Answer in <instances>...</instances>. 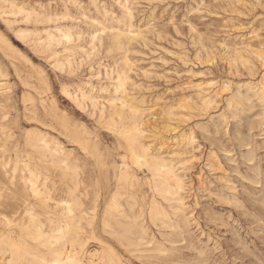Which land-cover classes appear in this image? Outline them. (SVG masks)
Returning a JSON list of instances; mask_svg holds the SVG:
<instances>
[{
	"label": "bare ground",
	"instance_id": "6f19581e",
	"mask_svg": "<svg viewBox=\"0 0 264 264\" xmlns=\"http://www.w3.org/2000/svg\"><path fill=\"white\" fill-rule=\"evenodd\" d=\"M23 1L19 4L18 0H0V24L5 28L3 30L0 26V95H3V92L9 95L5 104L13 102L10 92L6 91L10 87V73L6 61L13 67L24 88L33 87L30 80L36 78L46 91L50 89L42 67L36 65L12 42L5 32L7 31L11 32L22 46L47 61L60 73L57 78L61 86V96L69 101L76 111L89 115L99 126L107 129L115 144L113 147L105 146L102 151L101 143L96 137L94 138L83 125L74 124L71 114L63 110L60 102L54 97L48 100L40 99L43 116H38L37 112L30 108L24 110L23 115L27 122H35L47 131H56L69 143L76 144L82 151V157L78 156L75 150L65 147L59 139L53 138L49 132L41 131L38 127L35 129L34 125V129L26 132V144L35 153L34 156L24 159L21 149L17 146L13 149L14 160H3L0 156V175L4 177V180L0 179V264H158L156 261H169L175 254L174 244L179 238L183 241L194 219L185 196L189 182H186L184 174L178 173L173 160L164 155L168 153V149L179 146L184 151L183 154L187 155L186 161L189 163L196 157L199 145H196L193 132L190 135L182 132V142L179 143L177 137L172 135L175 129H171L173 126L169 124L170 121L163 122L162 126V122L157 124L153 107H146V100H140L129 92V87H135L137 83L133 82L130 74L133 62L125 54L131 49L129 46L142 35L140 25L132 22L134 14L130 0H114L123 9L124 17L129 19L123 27L106 25L98 19H91L94 24L100 26L99 33L97 31L91 35L93 53H88L83 45L84 35L87 33L85 27L89 19L82 2L49 0L42 4L35 0L38 5L33 7L25 4L29 0ZM90 1L106 20L111 16L107 8L101 11L96 0ZM258 3L260 0H248L250 10L253 11ZM73 9L79 11L85 20L78 21ZM235 11L240 9L235 6ZM254 18L253 16L252 20ZM117 22L120 25L124 18L117 19ZM42 25L47 26L39 29ZM249 25L252 26L250 32H247L249 35L237 32L235 42L236 46H240L236 48L238 60L245 67L249 79L245 81V93L240 91L243 87H239L229 99L227 108L232 111L238 109L243 100L249 103L256 98L259 103L264 104V35L258 33V30L264 27V21L256 25L254 20ZM233 27L241 31L244 25ZM105 41L108 42L109 53L113 49L125 52L124 68L118 67L117 59L113 65L103 60L101 53ZM148 42L144 41V45L147 46ZM77 49L84 52L88 58L92 54L101 57L96 65L98 69L104 70V76L99 71L96 75L79 79L76 83L75 80L80 76L79 70L75 68ZM241 50L249 54L247 59L240 55ZM186 56L183 53L181 57L185 65L190 62ZM158 60H161L160 57ZM237 66V63L232 62V73H239ZM93 67L95 68V65L92 64L91 71L94 70ZM188 72L193 73L192 70ZM65 80L75 83L77 87L72 86V83H65ZM193 82L191 80L187 84L190 86L187 89L194 92L197 103L204 108L211 107L215 101L209 89L199 82ZM213 85L215 80L207 84ZM34 89L40 94L39 89ZM22 99L25 103L33 100L27 95ZM190 103L186 99L180 101L183 109L191 110L193 105ZM2 104L0 102V109ZM180 104L178 105L181 106ZM262 114L261 128L264 127V110ZM184 118L187 119L186 116ZM55 119L56 127L52 123ZM191 119L189 117V120ZM167 132L173 133L167 135ZM149 133L152 135H148ZM157 146L159 148H156ZM246 159L248 161V158ZM89 160L93 171L87 174L85 168L88 167ZM51 173H55L54 176L58 180L52 181ZM94 178V185L98 187L95 195H89V187L82 193L80 188L86 184L85 181H92ZM102 180L108 185V198L106 209L98 218V205L103 197ZM256 182H253V185ZM57 193L62 196L60 199H56ZM11 200L19 202L12 208L13 211L9 210L11 205L13 206ZM87 202L91 205L90 208L87 207Z\"/></svg>",
	"mask_w": 264,
	"mask_h": 264
},
{
	"label": "rangeland",
	"instance_id": "374dc122",
	"mask_svg": "<svg viewBox=\"0 0 264 264\" xmlns=\"http://www.w3.org/2000/svg\"><path fill=\"white\" fill-rule=\"evenodd\" d=\"M34 1L29 0L25 4L37 7L38 4ZM48 1L38 0L42 4ZM78 1L82 2L87 12V19H89L85 27L87 33L84 35L85 40L83 41L85 50L87 48L88 53H93L90 43L91 35L100 29V26L94 24L91 20L92 18L98 19L106 25L120 27H123V24H127L129 21L127 17H124L123 9L114 0H96L101 11L107 8L110 12L111 16L107 20L101 13H98L90 0ZM235 1L237 0H130V6L133 8L134 14L132 22L140 25L141 37L139 36L134 44L130 45L131 47L129 46V49H131L127 54L118 49H113L109 53L108 42L106 43V41L105 46L102 47V58L111 65L117 59L118 67L124 68L125 55L133 62L134 72L132 70L130 74L133 82H136L137 85L135 87L130 86L129 92L140 98V100H146V107H153L152 110L156 113L154 118L157 120V124L162 122V126L163 122L170 121L168 123L173 126L171 129H175V131L172 132L173 134L171 132L166 134L176 136L177 141L181 143L183 133L186 132L185 134L190 135L193 132L196 145H199L196 157L189 163L186 161L187 155L183 154L184 151L179 146H173L168 149L170 154L165 153L164 155L173 160L178 173L184 174L186 182H189L185 196L194 220L191 222L183 241L179 238V241L174 244L175 254L168 259L169 261H162V263L156 261L158 264H264V131H262L264 127L261 128L264 104L259 103L254 98L249 103L243 100L238 109L236 108L233 111L227 108L229 99L239 87H243L240 91L245 93L244 86L247 83L245 81L249 79V74L238 60L239 56L236 53V48H240V46L235 45L237 32L249 35L247 32H250L252 28L249 25L251 21L255 20L256 25L264 21V0H260V3L254 6L253 11L250 10L251 6L248 4V0H245V2ZM23 2V0H18L19 4ZM235 6L240 11L236 12ZM73 13L78 21L85 20L76 9H73ZM253 16L255 18L252 20ZM123 18L124 22L118 25L117 19ZM240 24L244 25L241 31L233 27ZM0 26L5 30L1 24ZM46 26H39V29ZM5 32L12 42L26 53L36 65L42 67L50 89L46 91V88H43L36 78L30 80L33 87L24 88L17 79L13 67L5 60L10 73L8 82L9 89H11L6 91L10 92L13 102L11 104L6 102L5 104V99L9 95L4 94V92L3 95H0V102L3 103V107L0 109V156L3 160H14L15 153L13 149L16 146L21 149L24 159L34 156L35 153L26 144V132L28 133L29 130L37 127L41 131L49 132L53 138L59 139L65 147L75 150V153L82 157L81 149L76 144L69 143L65 137L59 136L56 131H47L35 122H27L26 117L23 115L25 109L30 108L35 110L38 116H43L40 104L42 98L48 100L54 97L57 99L62 109L71 114L74 124L83 125L92 133L94 138L96 137L95 139L101 143L102 151L107 145L113 147L115 144L114 139L109 135L107 129L99 126L89 115L76 111L69 104V101L61 96V86L57 78L60 73H57L47 61L17 42L11 32ZM258 33L264 35V27H262V30H258ZM144 34L145 36H143ZM144 41H150V43L148 42L149 44L147 43V46H145ZM76 51L75 68L79 70L80 75L75 80L76 83L79 79H86L91 75H96L99 71L102 75L104 74V70L98 69V65H96L101 57L92 54L88 58L84 52L78 49ZM198 51L201 52L198 53ZM183 53L185 56L187 55L186 58L190 61L187 65L183 64L181 60ZM239 53L245 59L249 56L247 52L242 50ZM177 56L180 57L177 58ZM156 57L158 59L160 57L161 60L156 59ZM232 62L238 64L237 67L240 70L238 74L232 73ZM92 64L95 65V68L93 67L94 70L91 71L90 66ZM189 70H192L195 76L192 77L193 73L190 74ZM191 80L194 81V84L199 82L209 89L215 101L211 107L204 108L197 103L194 92L187 89L190 87L187 84ZM214 80L215 85L207 86L209 81ZM94 81L97 83L96 80ZM65 83L70 84L72 82L65 80ZM138 84L139 90L137 89ZM72 86L77 87L75 83H72ZM34 87L39 89L40 94ZM22 95L23 97L26 95L31 96L33 100L25 103ZM182 99L191 102L190 105H193L191 110L183 109L184 106L181 105L182 103L180 104ZM168 113H171V115ZM172 114L178 116L174 118ZM179 116H182V118ZM189 117L192 119L189 120ZM52 123L56 127V119ZM1 132L6 134H1ZM6 135L10 137L8 138ZM148 135H152V133ZM153 144L155 145L156 142ZM156 148H159V146ZM246 158H248L249 163ZM90 162L91 160L87 162L88 167L85 168L87 174L93 171ZM54 175L55 173H51V180H58ZM0 179L4 180V177L0 175ZM95 180L94 178L92 182L87 179L86 184H84L85 187L83 185L80 188L81 192L84 193L83 191H87L89 187L87 191L89 195H95L98 188L94 185ZM250 181L257 182L253 185L254 183H250ZM107 188L108 185L102 180L101 193L103 197L98 205V218L106 209ZM58 195L60 194L55 195L58 197L56 199L62 197ZM233 196L235 197L233 198ZM15 201H10L13 206L11 205L9 210L13 211L12 208L19 203L17 200ZM52 204L54 205V202ZM88 205L87 207L90 208L91 205ZM19 212L21 213L22 209ZM251 215L254 217L252 218ZM256 221L260 222L257 223ZM257 232L259 233L257 234ZM179 242L180 244H178Z\"/></svg>",
	"mask_w": 264,
	"mask_h": 264
}]
</instances>
